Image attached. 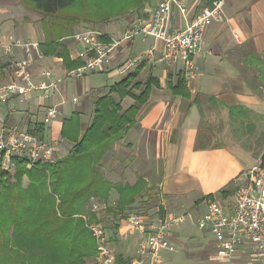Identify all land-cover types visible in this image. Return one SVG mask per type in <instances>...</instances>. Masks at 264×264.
<instances>
[{"label":"crops","instance_id":"crops-1","mask_svg":"<svg viewBox=\"0 0 264 264\" xmlns=\"http://www.w3.org/2000/svg\"><path fill=\"white\" fill-rule=\"evenodd\" d=\"M160 1L151 0L133 14L95 25L100 37L110 39L109 42L99 41L109 44L119 40L130 26L148 19ZM222 1L221 18L206 28L194 58L196 78L186 81L190 93L188 99L172 97L166 88L168 78L175 82L181 66L166 68L154 60L141 64L143 68L138 81L144 84L148 78H155L159 87L152 88L135 124L124 139L113 146L115 175L114 172L110 174L115 181L111 182L133 185L137 177H141L148 183L142 174L151 170V165L142 167L145 163L161 165V175L155 189L148 183L152 188V201L136 206L138 209L122 212L123 218L136 211H143L138 215L149 219L159 217V210L164 212V217L193 213L192 216L198 218L206 203L212 201L203 200L206 196L212 195L223 203L231 202L232 195L220 199L218 193L244 184L243 174L258 159V135L264 131V88L259 94L258 74L248 69L245 58L258 55L264 60V0ZM185 3L189 7L190 20L198 12L199 0H185ZM185 23L175 9L166 16L169 29L181 30ZM0 40L2 43L36 41L41 45L44 36L39 14L23 5L21 0H0ZM62 43L71 61L85 62L83 48L71 37L63 39ZM152 43L151 38L138 36L121 45L103 70L85 73L80 78L63 79L49 99L40 93L29 94L24 99L13 98L6 106H0V117L9 126L23 131L33 124L43 125L44 140L53 149L51 160L64 158L71 144L60 139L63 121L77 112L81 123L87 126L92 119L94 101L106 95L110 86L123 77L117 74V67ZM0 56L8 63V57L1 51ZM13 56L21 58L22 54L20 50H14ZM42 56L31 69L34 81H46L41 76L43 70L51 72L52 80L62 79L68 72L62 58ZM5 71L3 83L16 77L12 65ZM94 74L108 75V80L120 78L100 87L92 86L89 80L82 82ZM197 95L203 96L200 110L193 102ZM124 102L125 108L132 104L131 99H125L122 104ZM52 106L57 109L56 117L44 123L47 109ZM233 107L243 110H236L232 118L229 109ZM110 199L113 203L118 195L113 192ZM198 200L202 201L195 204ZM118 217H115V224ZM122 220H119L115 234L119 244L115 255L132 261L137 255L138 238ZM193 225L192 217L185 218L173 229L171 244L174 250L163 252L160 264H262L249 259L247 246L239 247L230 259L218 257L213 236L199 229L200 233L196 234Z\"/></svg>","mask_w":264,"mask_h":264},{"label":"trees","instance_id":"trees-1","mask_svg":"<svg viewBox=\"0 0 264 264\" xmlns=\"http://www.w3.org/2000/svg\"><path fill=\"white\" fill-rule=\"evenodd\" d=\"M21 1L40 16L39 25L44 36L40 45L42 54L62 58L65 69L72 71L82 67L84 62L71 61L62 40L72 37L75 27L109 23L141 10L151 0ZM215 1L199 0L197 11L212 8ZM99 40L110 41L105 37ZM245 61L248 69L258 74L260 94L264 88V60L258 55H248ZM9 67L0 56V83L5 80V70ZM142 68L143 65L124 75L110 86L106 95L94 101L92 119L87 126L81 123L77 112L63 121L60 139L71 144L64 158L53 162L40 160L32 167L14 160L16 168L12 174L0 169V264H87L95 257L96 244L86 223L104 222L97 219L96 212H89L92 202L105 205L111 193L118 195L112 207L106 210L113 219L119 216L117 224L112 226L113 234L109 238L112 242L119 220L123 219L121 213L152 201V188L143 178L137 177L133 185L114 183L101 172L106 155L135 124L152 88L159 87L155 78H148L144 84L138 81ZM166 88L172 97H190L182 73H178L175 82L168 78ZM202 98L197 95L193 100L199 110ZM125 99H131L132 104L123 108L121 104ZM236 110L243 109L230 108L232 118ZM26 131L39 141H45L43 125H30ZM24 179L26 187L22 186ZM235 189L236 186H232L220 191L218 197L226 199ZM203 200H214V197L209 195ZM79 215L89 218L86 221L75 217ZM159 217H164L162 210H159ZM130 262L128 258L116 256L117 264Z\"/></svg>","mask_w":264,"mask_h":264},{"label":"built area","instance_id":"built-area-1","mask_svg":"<svg viewBox=\"0 0 264 264\" xmlns=\"http://www.w3.org/2000/svg\"><path fill=\"white\" fill-rule=\"evenodd\" d=\"M223 1L217 0L212 8L204 7L188 20L189 7L185 0H162L152 14L137 26H130L119 40L109 44L99 41L101 36L96 30L83 29L72 35V40L83 48L86 60L84 65L66 72L62 79H51V72L43 70L41 76L46 81L36 82L31 69L36 60L42 59L40 45L36 41L14 40L2 43L0 51L8 57V63L14 68L16 77L0 85V106H6L13 98L24 99L27 95L40 93L49 99L63 79L80 78L85 73L103 70L121 45H126L136 37H149L153 43L136 56L128 58L117 67V74L133 72L147 60L156 61L166 68L181 66L180 71L187 82L196 78L197 55L206 28L221 18ZM177 10L186 20L181 30L167 27L166 16ZM14 50H20L22 57L15 58ZM57 109H47L44 123L56 117ZM53 149L44 141L18 130L5 123L0 117V168L9 171L15 168L14 160L23 161L27 167L34 166L40 160L53 162ZM244 184L236 187L232 201L221 203L214 199L208 201L204 212L193 221L199 230L208 231L216 242V254L222 259L234 257L239 247L247 246L249 259L264 264V159L260 156L251 169L243 174ZM186 215L146 218L138 214H128L123 224L137 235L138 251L130 264H160L163 252H173L171 235ZM86 220V218H85ZM96 244V254L92 264H117L116 255L110 248L106 228L99 223H86Z\"/></svg>","mask_w":264,"mask_h":264},{"label":"rangeland","instance_id":"rangeland-1","mask_svg":"<svg viewBox=\"0 0 264 264\" xmlns=\"http://www.w3.org/2000/svg\"><path fill=\"white\" fill-rule=\"evenodd\" d=\"M83 26H87L88 28H92V29L96 30L94 28L95 25H87V24H81V25L77 26L78 27L77 30L80 31V30H83V29H87V27H83ZM77 27H75V28H77ZM73 33H74V31H73ZM118 78H120V77L117 76L115 79L108 80V75L94 74V75H91V76L89 75L86 79L82 80V82L89 80V82H91L92 86L100 87V86H102L104 84L106 86L110 85V84L114 83L115 81H117ZM2 84H4V83L1 82L0 85H2ZM122 106H123V108H125V106H126L125 102L122 104ZM258 138H259L258 139V144H257V147H258L257 151L258 152L256 151L257 152L256 156L258 155L257 156L258 158L260 156H262V158H263V155H264V131H260V133L258 135ZM148 165H151V170L149 169V171L147 173H144L142 175L146 176V179H147L149 185L152 186L155 189V187H157V184L159 182V177L161 175V165L159 166V164H156V162L153 163V164H146L145 163L142 167H145V168L149 167ZM15 168H16V164H15ZM15 168H13V169H11V170H9L7 172L12 174L14 172ZM101 172L103 173V175L105 177H109L110 181H115V178L112 179V174H110L111 172H114V175H115V152L114 151L109 152L106 155V158L104 159V161L102 163ZM26 185H27V181L24 179L23 183H22V186L26 187ZM109 200L110 201H108V203L105 204V205L101 204L99 202L98 203L97 202H92L90 204L89 212L90 213L91 212H96L97 219H102V221H104L103 223H101V225L103 224L106 227L107 233H108V235L110 237L113 234V227L112 226H114V223H115L116 220H115V218L114 219L112 218L113 216L111 214L106 212L107 208H110L113 205L112 199H109ZM221 203H223V202L221 201ZM150 205H151V203H150ZM150 207H152V206H150ZM135 209H138V207H136ZM140 212H143V211H136V212H132L131 214H133V213L138 214ZM192 214H190V216L192 217V222H193L197 218L195 216L193 217ZM75 217H78V218L81 217L83 220H85V218H87L88 216L85 217V215H79V216H75ZM86 221H87V219H86ZM193 226H194V230H195L196 227H195V225H193ZM195 232H196V234L200 233V231L198 229L195 230ZM115 240H116L115 237H113V241L110 242V248L114 251L115 254H117V252L119 250V244ZM92 260L93 259L88 260L87 264H92Z\"/></svg>","mask_w":264,"mask_h":264}]
</instances>
